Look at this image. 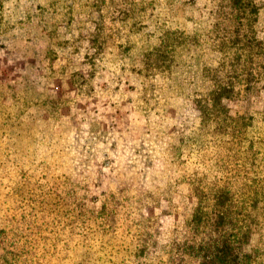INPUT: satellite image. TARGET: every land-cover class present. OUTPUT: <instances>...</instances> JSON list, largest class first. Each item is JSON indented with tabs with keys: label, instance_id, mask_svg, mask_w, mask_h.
<instances>
[{
	"label": "rangeland",
	"instance_id": "rangeland-1",
	"mask_svg": "<svg viewBox=\"0 0 264 264\" xmlns=\"http://www.w3.org/2000/svg\"><path fill=\"white\" fill-rule=\"evenodd\" d=\"M247 1L0 0V264H176L194 172L247 202L243 264H264V0ZM228 73L253 75L226 102L244 122L215 133L196 104Z\"/></svg>",
	"mask_w": 264,
	"mask_h": 264
},
{
	"label": "trees",
	"instance_id": "trees-1",
	"mask_svg": "<svg viewBox=\"0 0 264 264\" xmlns=\"http://www.w3.org/2000/svg\"><path fill=\"white\" fill-rule=\"evenodd\" d=\"M230 2L233 9L242 16L246 14L247 8H251L250 14L255 13V6L250 1L230 0ZM262 50L264 51V46H262ZM244 75V88H235L229 85L231 79L237 81L241 75L233 77V74L228 73L223 76V80L221 77L220 81L229 82L212 87L206 92L204 100L197 102L196 109L201 126L212 123L216 133L220 129L235 131L236 124L239 121L244 122L243 116H232L226 105L227 101L238 98L243 92L249 90L247 85L252 81L253 75L251 73ZM244 125L246 127L248 124L245 122ZM197 176L198 173L194 172L185 177V183L190 188L196 205L184 223V229L187 231L186 238L183 240L174 238L172 241V248L176 249V253L179 255L176 264H243L244 260L248 258V255L243 251L249 237L246 225L247 216H249L248 213L246 215L247 202H238L234 192L226 186H211L203 181L204 178L197 179ZM85 201L87 203L83 204V207L91 204V207L96 208L97 197L85 198ZM140 207L145 206L141 204ZM140 219L147 225V230L144 228V233L138 240L141 244L136 249V256L146 258L157 247L155 238H157L158 232L156 229H153V232L148 231L155 219L143 218L141 215ZM63 221L60 224L62 233L73 229L76 224V219L70 214ZM24 224L30 232L37 227L35 221L30 217L28 223ZM29 236L28 233L25 239L26 246L31 241ZM81 236L84 239L83 234ZM23 251L26 252L25 249ZM4 257V255H0L3 260ZM172 259L173 257L170 259V264H172Z\"/></svg>",
	"mask_w": 264,
	"mask_h": 264
}]
</instances>
